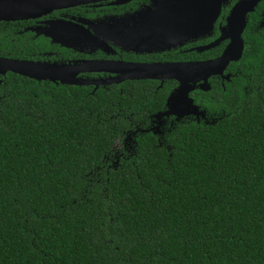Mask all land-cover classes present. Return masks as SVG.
<instances>
[{"label":"trees","instance_id":"1","mask_svg":"<svg viewBox=\"0 0 264 264\" xmlns=\"http://www.w3.org/2000/svg\"><path fill=\"white\" fill-rule=\"evenodd\" d=\"M263 16L264 0L228 80L190 95L206 119L162 135L150 121L172 81L93 89L0 75V264H264ZM25 23L0 22V57L72 63L46 26Z\"/></svg>","mask_w":264,"mask_h":264},{"label":"water","instance_id":"2","mask_svg":"<svg viewBox=\"0 0 264 264\" xmlns=\"http://www.w3.org/2000/svg\"><path fill=\"white\" fill-rule=\"evenodd\" d=\"M107 0H0V22H13L34 19L50 14L56 10L76 6L94 4ZM127 1V0H125ZM230 0H152L146 9L127 19L129 26H107L89 31L84 27L63 20L48 21V25L39 29L40 34L49 37L52 43H58L66 48H77L88 45L89 48L109 50L108 42L121 48L122 51L135 53H152L169 51L184 43L209 35L218 19L222 7ZM262 0H237L226 17V25L220 31V36L206 46L198 47V53L212 49L221 42L228 41L221 54L215 58L190 62H95L82 63H50L40 61L18 60L0 57V75L18 74L36 81H49L63 85L90 86L95 88L110 84H119L126 80H157L160 87L164 81H176L178 86L168 96L166 110L157 113L155 119L173 116L176 122L189 116L206 119L205 111L200 110L190 97L191 92L199 89H210L208 80L211 77L224 75L227 67L241 59L244 50L243 32L247 24V16L255 11ZM149 17L160 25V31L150 35L145 34L144 17ZM264 25V16L263 22ZM139 36H134V33ZM114 68H128L131 72L113 71ZM109 72L117 77L108 79H84L78 77L85 72ZM159 127L151 128L160 135Z\"/></svg>","mask_w":264,"mask_h":264},{"label":"flooded vegetation","instance_id":"3","mask_svg":"<svg viewBox=\"0 0 264 264\" xmlns=\"http://www.w3.org/2000/svg\"><path fill=\"white\" fill-rule=\"evenodd\" d=\"M151 1L152 0H127V1H125V0H107V1L97 2L94 4L76 6V7H71V8L62 9V10H56V11H53L50 14L45 15V16H41V17L34 18V19L19 20L16 22H26L24 25L18 24L20 27H22V26L24 27L27 25L28 26L27 28H37V27H41V26L42 27L47 26L48 21H51V20H63V21H67V22L76 23V24L84 27L85 29L92 31V33H93L94 29H99L97 31V33L98 32L100 33L101 28H104L107 26L115 27V26H117L115 23L116 21L127 20L132 15L145 10L146 6H150ZM230 1H233V0H230ZM230 1H229V3H230ZM236 1H234L233 3H235ZM232 6H231V8H232ZM220 15H221V13H220ZM220 15H219L218 19L216 20V22L214 23L213 29L209 32V35H204L202 37H199L196 40L188 41L180 47L171 48L169 51L152 52V53H135L133 51L126 52V51H122L120 47L115 46L113 43L108 42L107 44L109 45L110 49L106 50V51H103L101 49H96V48L95 49H93V48L81 49L79 47L69 48V49L66 48L67 50H69V52H68L69 56L65 60L66 61H72V63H82V64L86 61H89V62L90 61H95V62H104V61L118 62L119 61V62H126V63L190 62L193 60L173 61V60H169L167 58H170L171 55L176 53L177 51H179L180 53L181 52H184V53L196 52V53H198L195 50L196 48L214 43V41L220 36L221 29H223L226 25L225 19L227 16H225V18H224V17H221ZM150 19L151 18H149L147 16V17H144L143 21L146 24L147 21ZM13 22H15V21H13ZM227 42L228 41L221 42L219 45L213 47L212 49L219 47L222 43H224V47H225ZM51 54L57 55V53H48L49 56ZM205 60H207V59H205ZM194 61H203V60H194ZM225 74H230V72H227V69H226V71L224 72V75ZM78 77L84 78V79H108V78L117 77V75L114 73H109V72L93 71V72L81 73V74H79ZM211 78H217L221 83L224 80H226V79L222 78L221 76H216V77H211ZM155 81H157V80H155ZM157 82H158V85L160 87V81H157ZM164 82H166V81H164ZM172 82L174 84V88H173V90H174L177 88L178 84L174 80H172ZM163 83H162V85H163ZM110 85H112V84H110ZM106 86H109V85H105L104 87H106ZM89 87H92L93 89L95 88L93 85H90ZM99 87H97V88H99ZM192 93L193 92H191V94ZM165 110H166V108L160 112H164ZM157 113H159V112H157ZM156 114H154L152 116L151 121H150L152 128L155 125L163 126V125L168 124L169 126L170 125L173 126L176 123H179V122L187 120V119L188 120H196V121L200 120V119L198 120L194 116H189V117L184 118L183 120H181L179 122H176L175 118L173 116H169L167 118L163 117L162 119L158 120V119H155V117H154Z\"/></svg>","mask_w":264,"mask_h":264},{"label":"rangeland","instance_id":"4","mask_svg":"<svg viewBox=\"0 0 264 264\" xmlns=\"http://www.w3.org/2000/svg\"><path fill=\"white\" fill-rule=\"evenodd\" d=\"M117 26H129V24H131V22L127 21V20H120V21H116L115 22ZM179 47V46H178ZM79 48L81 49H89L88 45L85 47V45H80ZM177 48V47H176ZM178 84V83H177ZM178 86V85H177ZM156 127H159L158 130L160 132V135H162L166 130H169L172 126L170 125H163V126H158V125H155L153 128L156 130ZM168 128V129H167ZM131 141H132V138H130L129 136L124 140L123 144L122 143H119L117 144V149H120V148H125V147H131Z\"/></svg>","mask_w":264,"mask_h":264},{"label":"bare ground","instance_id":"5","mask_svg":"<svg viewBox=\"0 0 264 264\" xmlns=\"http://www.w3.org/2000/svg\"><path fill=\"white\" fill-rule=\"evenodd\" d=\"M149 27H152V29H153V31H154L153 34H154V33H158V32L160 31V25L157 24V23H154V22L150 19V20H148L147 23L145 24V34H146V35H150V36H151V34H150L149 31H148V28H149ZM134 36H139V35H138V33L136 32V33H134ZM113 71H115V72H122V73H128V72H131V70L128 69V68H114Z\"/></svg>","mask_w":264,"mask_h":264}]
</instances>
